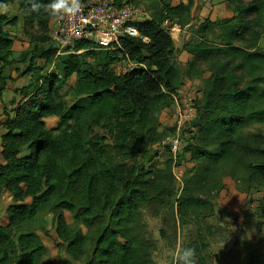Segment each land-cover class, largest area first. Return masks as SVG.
Returning a JSON list of instances; mask_svg holds the SVG:
<instances>
[{
	"label": "trees",
	"instance_id": "16d2710c",
	"mask_svg": "<svg viewBox=\"0 0 264 264\" xmlns=\"http://www.w3.org/2000/svg\"><path fill=\"white\" fill-rule=\"evenodd\" d=\"M7 1L0 0V8ZM151 1L149 18L134 23L147 41L125 37L119 51L144 67L123 74L110 68L118 51L90 49L87 41L71 47L82 53L57 54L50 37L54 20L44 10L49 0H21L20 14H0V94L7 80L4 69L12 62L13 38L6 27L22 21L33 43L21 58L29 65L31 82L18 90L20 99L12 108H3L0 191L13 203L0 223V264H41L45 241L24 227L42 211L52 214L68 257L56 258L55 264H153L155 244L144 235L142 210L155 211L174 200L179 219L206 215L209 206L203 196L191 195L186 186L176 191L173 158L165 144L172 136L165 133H175V124L159 122L184 79L204 72L209 76L195 102L200 123L176 161L186 154L204 162V184L214 181L213 171L232 165L230 173L237 171L245 185L261 190L259 206L264 210V136L244 135L247 126L264 123V52L258 48L260 42L264 46V0H225L231 17L200 20L182 46L192 55L183 72L179 49L162 22L184 26L191 20L194 0L175 6ZM34 2L39 5L35 11ZM211 26L221 29L218 42L206 36ZM200 65L204 70L193 75ZM72 76L76 100L66 105L61 88ZM48 117L57 119L55 134L46 127ZM159 143L167 155L162 167L145 165L143 157ZM212 146L215 151L208 150ZM65 212L72 215V225ZM197 239L192 246L197 264H207L203 235ZM242 264H264L262 252L249 250Z\"/></svg>",
	"mask_w": 264,
	"mask_h": 264
},
{
	"label": "rangeland",
	"instance_id": "374dc122",
	"mask_svg": "<svg viewBox=\"0 0 264 264\" xmlns=\"http://www.w3.org/2000/svg\"><path fill=\"white\" fill-rule=\"evenodd\" d=\"M161 1L171 6L182 2L181 0ZM242 1L247 3L249 0ZM20 2L21 0L14 2V5L18 8ZM135 2L141 10L150 16L154 5L151 0H135ZM199 9H201V6L198 5L196 11H199ZM192 14L189 17L192 21V27L187 29V32L191 33L197 29L199 21L203 19V17L198 15V12H192ZM220 18L222 17L213 16L210 19L215 20ZM220 32L219 26H211L206 36L209 40L218 42ZM18 33L19 35L14 31L12 38L15 40L16 48L11 49L10 58L12 62L6 66L3 75L9 80V83L15 81L16 78L25 76L23 83L26 84L27 82H31V73L27 69L29 67L28 63L22 62L21 58L25 51L32 49L33 43L30 42L24 27L20 28ZM258 48L264 52L262 42L259 43ZM82 58L87 62H91L88 56H82ZM115 63L116 60L110 63L112 69H114L112 66ZM11 65L14 67L12 68ZM41 65V60L36 61L37 67H41ZM52 68L53 65L47 66L44 68V71L51 70ZM13 70L16 71V74L20 71V74L12 76ZM201 70H204L203 65L198 66L193 75H197L198 71L201 72ZM199 78L200 82L192 84L189 87V92L186 94L194 99L193 108H195V102L198 97L202 95L204 86L203 76H199ZM74 84L75 77L69 78L61 88L66 105H71L76 100L72 94ZM176 107L173 103V106L169 109L172 112L174 123L176 120ZM45 124L52 133L55 134L57 132L55 129L57 121L56 123L55 121H45ZM194 128H191L189 123L183 124L180 127L184 131L180 137L181 146L178 151L192 141L195 134ZM172 133L170 131L165 133V135L171 136L176 134L177 130L175 129V133ZM254 133L264 136V123L251 124L244 130V135ZM208 150L215 151L216 148L212 146ZM25 152L24 150L23 154ZM149 152L151 154L143 157L142 161L145 165L161 168L164 159L167 158L166 153L162 151V144L154 145L150 148ZM231 166L226 165L213 171L212 177L214 181L211 183L205 182L204 184V181L200 179L201 169L205 167L204 162L192 160L186 154L179 156L173 168L176 176V191L179 194L183 186H186L187 191L191 195L203 196L208 202L209 209L206 215H204L205 213H195L185 219L178 218L174 200L168 203L166 207L157 208L155 211L152 209L142 210L141 223L144 235L155 244V248L151 254L153 264H173V252L175 248L180 244L185 247H192L198 242L197 236L199 234L203 235L204 238L205 250L203 255L207 264H242L245 256L251 249L261 251L264 257V210L259 206L261 190H255L245 185L237 171L230 173ZM12 203V197L5 191H0V223L4 222L3 213L5 208ZM65 217L68 223L71 225L74 223L72 222V215L70 213L65 212ZM54 225L52 214L48 211H42L34 222L24 227L26 231H36L45 241L47 249L40 258L41 264H55L56 258L68 259L63 246H61L57 239ZM82 230L86 231L85 228H82ZM74 264H78V262H74Z\"/></svg>",
	"mask_w": 264,
	"mask_h": 264
},
{
	"label": "built area",
	"instance_id": "2783aa9c",
	"mask_svg": "<svg viewBox=\"0 0 264 264\" xmlns=\"http://www.w3.org/2000/svg\"><path fill=\"white\" fill-rule=\"evenodd\" d=\"M148 19L146 13L141 10L135 0H81V9L75 16H67L62 21L53 22L50 37L57 47V54L81 53L84 50H73L71 47L79 41L90 43V49L120 51L121 40L125 37L147 38L140 36L134 23ZM162 27L172 32L176 25L165 19ZM69 49V50H68ZM116 63L111 69L119 73H127L142 64L130 59L125 53L119 52L116 56ZM114 60V61H115ZM185 92H178L173 96L176 105L175 129L178 131L183 124L190 123L196 117L194 99ZM169 152L172 154V170L176 163V153L181 146V138L167 139ZM2 145L0 143V152ZM174 174V171H173ZM175 176V174H174ZM176 177V176H175Z\"/></svg>",
	"mask_w": 264,
	"mask_h": 264
},
{
	"label": "crops",
	"instance_id": "0c3cea01",
	"mask_svg": "<svg viewBox=\"0 0 264 264\" xmlns=\"http://www.w3.org/2000/svg\"><path fill=\"white\" fill-rule=\"evenodd\" d=\"M18 1L19 0H8L6 6H4L3 8H0V14H4L7 17L16 16L20 14V10L14 5V2H18ZM181 1L184 2V0H181ZM198 5L201 6V9H199V11L198 10L196 11ZM192 12H198V15L200 17H203V19L212 18L213 16L222 17V18H228L232 16V12L228 10L225 0H194L190 15H193ZM147 17L149 18V15H147ZM191 26H192V21L190 20L184 26L182 27L176 26V28L172 32H170V35L174 42V46L177 49H179V52L177 55V61H178V65L181 68H184L186 63L192 58V55L190 53H188L185 50H182V46L185 43V41L188 40L192 36L191 32H187V29L190 28ZM23 27H24L23 22L19 21L17 26L15 27L7 26L6 29L10 37L12 38L14 31H16L17 34L19 35L18 32L20 31V28H23ZM12 48H16L15 40L13 41ZM12 65L14 64L12 63ZM12 65L11 67L13 68L14 66ZM0 71H1V67H0ZM11 74L12 76H16V75L18 76V74H20V71L17 72L16 74V71L13 70ZM202 76H203V79H205L209 76V73L204 72ZM73 77L74 76L70 77V79H72ZM24 80H25V76L21 78H16L15 81L11 83H9V80L7 79L6 84L4 85V89L3 91H1V94H0V143L1 145H2L1 135L4 133V128L2 126V123L6 118L3 113V108L6 107L8 110L12 108L16 102L19 101L20 95H19L18 90L22 86L27 85L28 83L27 82L26 84H24L23 83ZM198 81H199L198 77H194L193 79L185 78L184 84L178 92H185V93L189 92V87ZM171 113L172 112L169 109L162 110L160 118H159V122L162 126L170 127L174 125L173 116ZM45 121L46 122L55 121L56 123L57 119L55 117H48L45 119Z\"/></svg>",
	"mask_w": 264,
	"mask_h": 264
},
{
	"label": "clouds",
	"instance_id": "9594fccd",
	"mask_svg": "<svg viewBox=\"0 0 264 264\" xmlns=\"http://www.w3.org/2000/svg\"><path fill=\"white\" fill-rule=\"evenodd\" d=\"M33 10H38L37 3L32 4ZM81 9V0H49L44 5L46 14L55 22L62 21L67 16H75ZM173 264H197L196 250L193 247L178 245L173 252Z\"/></svg>",
	"mask_w": 264,
	"mask_h": 264
},
{
	"label": "water",
	"instance_id": "95a60500",
	"mask_svg": "<svg viewBox=\"0 0 264 264\" xmlns=\"http://www.w3.org/2000/svg\"><path fill=\"white\" fill-rule=\"evenodd\" d=\"M199 123H200V118H197L196 120L191 121V122L189 123V126H190L191 128H194V127H196L197 125H199ZM183 131H184L183 129H179V130L177 131V133H176L175 135H172L169 139L172 140V139H174L175 137H181Z\"/></svg>",
	"mask_w": 264,
	"mask_h": 264
}]
</instances>
